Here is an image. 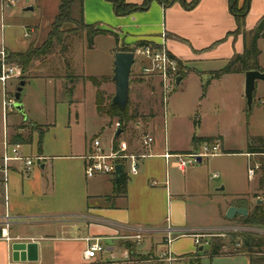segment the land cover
I'll use <instances>...</instances> for the list:
<instances>
[{
  "label": "crops",
  "instance_id": "0c3cea01",
  "mask_svg": "<svg viewBox=\"0 0 264 264\" xmlns=\"http://www.w3.org/2000/svg\"><path fill=\"white\" fill-rule=\"evenodd\" d=\"M60 1L0 0V52L4 51L8 54L26 52L31 42H35L39 48L48 38ZM145 1L129 0L138 5H142ZM185 1L190 3L192 0ZM244 2L245 0L239 1L240 7ZM249 4V13L246 17L247 32L253 30L264 17V0H250ZM28 7H33V10H26ZM84 17L87 24L96 25L105 31L95 37L93 47H96L98 39L114 42L115 36L121 38L120 40L124 39L127 44L148 41L150 45H155L153 42H160L162 35L169 37L168 49L180 59H185V64L190 69L181 81L184 86L192 73L200 77L201 71L197 69L192 71L194 69H191L190 65L206 56L203 50L212 48L215 51L222 48L223 59L227 64L234 54L244 52L247 42L243 33L235 34L237 21L230 12L228 0H200L191 9L184 7L179 1L166 7L160 0H150L144 10L126 16H117L113 4L108 0H84ZM71 26L72 24H66L64 28L68 29ZM26 33L29 36H26ZM177 37L186 42L176 40ZM184 45H187V48L184 49L182 47ZM214 46L216 47L213 48ZM114 48L112 44L108 48L109 52L113 53ZM261 56L262 51L259 65L264 69V64L260 61ZM47 68L44 66L41 70ZM239 74L243 73L225 74L221 78L211 80L210 85L212 82L223 81L231 76H240ZM42 76L50 84L55 85L54 76L49 74ZM76 76L79 78L71 83L74 85L72 92L69 91L70 85H66L65 76L57 79L60 85L64 86L69 97H77L75 94L79 83L91 84L96 97L98 87L94 86L87 77H109V74ZM149 80L157 82L158 95L161 96L160 103L163 100L159 76H147L142 84L144 86L142 90L145 92L139 90L137 95V91L133 92L134 84L130 80L129 97H136V102L130 106L129 112L135 117L145 119V121L129 122L139 132V136L133 141L131 138L126 139L124 148L121 149L114 146L113 140L110 147L103 144L107 150L114 148L115 151L120 150L125 153H141L144 149L140 143V136L143 133H151L155 138L151 155L143 159L139 172L132 175L125 173L128 177L126 192L115 197L113 193L116 176L113 178L107 175L94 177L86 175L84 156L89 150L91 140L88 143L85 139L80 147L72 141L66 145L53 143L54 146L51 147L45 145L44 141L47 130L40 148L39 137L34 135L37 139L36 153L29 143L14 141L17 135L14 129L21 123L54 125L52 119L57 113L56 95L47 98L45 102L38 101L35 107L37 110L22 101L26 115H17L16 110L9 111L5 108L6 97L0 87V163L5 152V142L21 143L25 146L24 153L40 157L36 162L40 164V168L34 167V164L28 170L22 162L14 161L6 178L0 172V216L8 214L12 221L8 230L11 240L2 237L0 226V264H264V242L260 241L262 237L249 235L254 238L251 237L254 241L251 247L244 245V238L237 247L240 249L231 251L226 249L228 245L222 239L196 245L192 236L193 233L202 231L220 232L226 229L228 221L245 217L236 214L233 219H227L226 213L229 207L247 208L250 213L256 205L264 204V200L257 198L256 195L260 193L258 184L250 181L247 176L248 159L244 155L248 151L263 150L264 141H253L252 144L251 140L246 138L242 143L231 148L226 134L228 125L226 121L224 122L228 116L237 117L239 120L244 115L248 117L251 111L248 107L245 108L241 97H220L216 115L213 117L216 129L206 132L205 119L202 115L191 113V110L187 111V109H177L173 102L174 111L179 113L176 120L186 127L187 134L185 141L179 142L177 137L169 141L166 131L169 97L166 103L163 102L166 105L163 136L162 116L155 110L156 102L152 105L148 94L152 88ZM13 82L14 80L6 89L11 87V91L15 94L17 86L13 85ZM109 82L111 80L103 82L99 89L102 91V85ZM206 94L201 100L207 99ZM174 99H184V97H174ZM151 109L154 110L153 117H149ZM170 109L173 110V106ZM36 111H39L43 118L37 116ZM69 112L72 113L70 109ZM95 112H98L97 108ZM76 116L77 119L80 118L79 113H76ZM25 117L30 120H26ZM103 121L106 125H110V128L114 127V131L119 130L115 128L118 118H113L112 123H110L112 118ZM104 128L102 127V130ZM10 130L15 132L11 135ZM193 136L219 139L222 153L210 157L211 160L208 161L210 171L215 162L221 158H224L222 160L235 157L245 159L238 170L221 167L220 172L210 174V180H219L223 175L221 181L228 189V195H221L215 202L206 196L207 192H197L195 188L197 176L193 167L189 166L181 170L173 158L166 159L164 156L167 152L184 153L199 149L201 144L195 145L192 141ZM22 137L24 138L23 135ZM35 137L31 138L30 143L33 144ZM95 137L100 138L96 135ZM26 148L28 150H25ZM232 151L240 153H227ZM214 174L218 176L214 177ZM247 182L255 183L257 191L249 190ZM223 189V187L219 188V190ZM252 195L256 197L253 199ZM229 198L232 200L228 201ZM204 200L213 206L215 218L219 220L216 224L203 223L193 216L192 209H198L195 204L199 201L205 202ZM253 201L255 205L251 208L249 205ZM167 225L187 235L178 236L170 245L166 243L164 233L145 234L140 240L134 237L140 227L161 229ZM87 238L99 239L105 250L95 257H86L85 253L89 247ZM15 243L36 245L33 249L36 250L34 258L15 261L13 257ZM215 250L217 253L214 254ZM169 255L174 257V260H168Z\"/></svg>",
  "mask_w": 264,
  "mask_h": 264
},
{
  "label": "rangeland",
  "instance_id": "374dc122",
  "mask_svg": "<svg viewBox=\"0 0 264 264\" xmlns=\"http://www.w3.org/2000/svg\"><path fill=\"white\" fill-rule=\"evenodd\" d=\"M146 1L150 2V0ZM126 3H128L130 6H141L131 3L129 2V0H126ZM73 27L74 26L72 25L70 28ZM70 28L68 27V29ZM95 28L97 30H104L100 29L96 25ZM177 38L178 39L176 40L182 43L186 42L180 37ZM120 39L121 38H118L120 42L117 43L116 39L114 40V42H111L110 40L100 38L97 40L96 47H91L89 46L88 36L86 32L80 31L74 34H67L63 45H55L51 52L47 54V56L35 55V57L32 58L31 62L26 66V71H22L20 77L14 80L13 85L16 84L17 87L23 79H25V81L28 80V82L26 81L27 83L23 87L20 101H24L25 105L27 104L30 107L35 108L38 101L45 102L47 98L50 99L51 97L56 95L57 113L52 119L54 121V125L50 126L49 124L36 123V126H33L30 123H21L16 127V129H14L16 130L17 134L22 133L24 139H26V143H29V145H32L33 149H35V153L37 152V139L34 135H37L39 137L40 133H43L47 130L48 132L45 136L44 141L45 145H50L51 147L54 146L53 143H61L63 145H66L70 141L74 142L77 147H80L84 143L85 139H87L89 143V141L92 140L96 135L100 136V139L103 141V144L105 146L110 147L113 140L114 146H116L117 149H121L124 148L126 139L130 140L131 138L133 141L137 138V136H139V132L134 128L133 124L127 123V129H125L120 137L115 139L117 130L114 131V127L110 128V125H106L105 121H103V119H110V117H108L106 114H100L98 112L97 114L95 112L96 97H94L91 84L79 83L75 94L77 97H69V94L64 89V86L60 85L59 81L57 80L62 79L65 76V78L67 79L66 85H71V83L79 78L76 75L82 76L84 74L108 73L109 80H111V82L102 85V91L105 93L104 98L107 104L109 99H111V97L115 95V84L112 81L114 76L115 54L117 53L116 49L119 48L125 49L126 51L135 52L139 48L140 44H127L125 43L124 39ZM168 39L169 37L162 35L160 42H153L155 45L152 46L155 48L164 49L168 54L177 59L180 63L179 73L182 77H184L190 72V69L188 68V66H186L185 59H180L170 49H168ZM143 43L144 45H146L149 42L145 41ZM112 44L115 48L113 50V53H110L108 48ZM186 46L187 45H184L182 47H184L185 49L187 48ZM216 46H214L213 48H215ZM29 48H33L34 50H36L37 46L35 45V42H31ZM259 48L262 51L260 61L262 64H264V38L260 39ZM202 52H205L206 56L202 59L196 60L194 64L190 65L191 69H194L192 71H195L196 69L201 71L200 77L192 73L186 81L185 86L184 83H181V85L176 86L173 92H171V94L169 95L166 125V131L169 141H171V139L174 140L176 137L178 138L179 142L185 141L187 134L186 127L182 126V123L176 120V117L179 113H176L177 111H174L173 102H175V107H178L177 109H187V111L191 110V113L196 112V114L202 115L205 119L204 130H206V132H211L216 129L213 122V117L216 115L217 103L220 97H241V99L244 101L245 108L248 107L245 96V74H239L240 76H231L223 81L212 82L211 85L209 83L206 91H203V84H206L209 81L211 82L212 73H210V71L212 72L213 70H218L224 67L226 64V60L223 59L224 51L222 48L221 50L219 48L215 51H213L211 48L208 50H203ZM5 54L7 57L8 53L5 52ZM7 62L9 64H18L20 66H23L19 61H16V59L13 58L10 60L7 59ZM146 62L147 61L143 60L141 56L137 55L136 61L132 67L130 80L134 84L133 92L137 91L136 95L139 90H141L142 93L145 92V90H142L144 88L142 84L144 81H146L147 76L143 74L142 65ZM44 66H47L48 68L42 71L41 69L44 68ZM43 74L54 76L55 85L50 84L47 79H44V77L42 76ZM38 76L41 77L39 78ZM149 81L151 82L150 88H152L148 91V94H150L149 97H151L152 105L156 102L155 110L159 111L160 115L162 116L161 132L164 136V113L166 105L163 103V101L159 103V98L161 96L159 97L158 95L157 82L153 80ZM258 84L259 86L255 90V97L249 116L247 117L246 115H244V117L242 116L240 120L237 117L228 116L224 120V122L226 121L228 125L226 134L231 148L242 143L246 138L250 139L251 143L253 141H264V103H262V101H264V82L258 81ZM7 90H9L7 92L8 94H14V91H11V87H8ZM205 94L207 99L201 100V98L205 97ZM170 97L173 98L170 99ZM174 97H184V99H174ZM70 101L73 105L70 104ZM135 102L136 97H129V110L130 106H132V104H134ZM172 106L173 110L170 109V107ZM69 109L72 111L71 114L69 112ZM153 109H151L149 117L154 116ZM35 110H37V108H35ZM36 112L37 116L43 118L39 111ZM76 113L80 114L79 119H77ZM20 114L21 113L17 111V115ZM26 120L30 119L26 118ZM43 120L44 122H46L45 118ZM136 120L145 121V119H140L138 117H135L133 119V121ZM112 122L113 119L112 121H110V123ZM176 122H178V125L176 124ZM102 127H105L104 130H102ZM14 130H10L9 133L12 135L13 132H15ZM30 137H35L33 144L30 143ZM254 137H256V139ZM25 150L28 149L26 148ZM74 153L76 152L74 151ZM222 159L224 158H221L217 160V162H215L213 167H211V171L208 163V161L211 160L210 157L204 158L201 163H196L194 166H191L193 167V169H195V174L197 176V182L195 183L197 192H207L206 196H208L214 202L220 199L219 197L221 195H228V189L221 181L223 175H221V178L219 180H210V174L212 172H220L221 167H229L233 171L238 170L245 160L238 157L226 158V160ZM34 167L40 168V164L35 163ZM225 180L228 183L227 177H225ZM219 182L221 183L218 185ZM248 184L249 190L257 191V186L255 183L247 182L246 185L248 186ZM222 187L224 189L219 190V188L221 189ZM256 195L257 198L261 197L262 200H264V195ZM255 197V195H252L253 199ZM231 200L232 198H229L228 201ZM204 201L205 202L199 201L195 204L198 209H192L193 216H195V218L199 221H203V223L216 224L219 220H216L215 218V211L213 206H211L210 202H208L207 200ZM254 205L255 202L253 201L249 206H251L252 208ZM262 230H264V226L262 225L245 224L243 220L236 219L233 221H228L226 224V229L223 231L207 233L206 236L201 238V241L203 243H211L212 241H215V239H222L224 243L228 245L226 249L236 251V249H240L237 247H239L240 242L245 238L243 235L251 234L255 237L261 238L264 237V234H260V231Z\"/></svg>",
  "mask_w": 264,
  "mask_h": 264
},
{
  "label": "built area",
  "instance_id": "2783aa9c",
  "mask_svg": "<svg viewBox=\"0 0 264 264\" xmlns=\"http://www.w3.org/2000/svg\"><path fill=\"white\" fill-rule=\"evenodd\" d=\"M13 2L14 0H9ZM26 36H29L26 33ZM136 56H141L147 62L142 65L143 74L146 76L157 75L160 79L162 100L166 103L169 95L176 87V79L180 75V63L177 59L168 54L164 49L155 48L150 44L139 46L134 52ZM22 67L18 64H9L7 62L6 54L4 51L0 52V87L5 94V108L9 111L16 110L14 105L16 103L15 94L7 93V85L20 77L22 74ZM115 128L120 129V122L115 123ZM140 143L144 149L141 153H125L122 151H115L114 148L107 150L98 137H94L89 143V150L85 158V171L89 177L98 175H107L115 178L116 166L122 164L124 172L129 175L136 174L140 170V166L145 157L151 155L152 147L155 143V138L151 133H143L140 136ZM24 145L21 143H8L5 142V152L0 163V172L6 178L10 166L14 161H20L29 170L31 167L40 160V157L24 153ZM221 154V144L218 140L212 142H204L200 148L191 152L184 153H165V158H173L177 166L184 170L189 166H193L204 158L214 157ZM244 155L248 159L247 176L250 181L256 182L260 189V195H264V149L253 150L245 152ZM218 174H214L217 177ZM258 194V195H259ZM261 198V197H259ZM262 199V198H261ZM12 224L11 217L8 214L0 216L1 234L7 240H11L9 236V227ZM225 230V229H224ZM223 231V230H222ZM137 234L134 237L138 240L143 235L149 233H164L165 241L170 245L178 236L187 235V233L174 228L170 225L161 229L138 228ZM209 232L216 231H202L193 233L196 245H201V238L206 236ZM264 234V230L260 231ZM89 242L88 250L85 255L88 258L95 257L99 252H103L105 247L99 239L87 238ZM168 260H174V257L169 255Z\"/></svg>",
  "mask_w": 264,
  "mask_h": 264
},
{
  "label": "trees",
  "instance_id": "16d2710c",
  "mask_svg": "<svg viewBox=\"0 0 264 264\" xmlns=\"http://www.w3.org/2000/svg\"><path fill=\"white\" fill-rule=\"evenodd\" d=\"M108 1L113 4L114 11L117 16H126L132 14L133 12L144 10L149 4L148 1H145L144 4L141 6H136V5L130 6L128 3H126V0H108ZM160 1H162L166 7L175 3L176 1H179L184 7L191 9L194 8L199 3L200 0H192L190 3H187L185 0H166V1L160 0ZM239 1L240 0H228V3H229L230 12L237 21V30L235 34L243 33L247 39L245 50L242 54H238V53L234 54L233 57L228 61L226 66L212 73L211 80L221 78L223 75L230 73L245 74L246 71L252 69L264 71V69H262L259 65V56L261 54V51L258 47V40L260 38H264V17L261 18V20L257 23V25L253 30L247 32L246 17L249 13L250 0H245L244 4L241 7L239 5ZM66 24H72L74 27L70 29H65L64 26ZM80 31L87 33L89 46L91 47L94 46L95 37L98 34L105 32L103 30H97L95 28V25H89L85 22L84 0H61L58 13L54 19L47 40L36 50H34L33 48H29L26 52H22V53L11 52L8 54L6 58L8 60L13 58L16 59V61H19L20 64L23 65L21 67L22 70L24 71L26 69V66L31 62L32 58L35 57V55L45 56L49 54L55 45L61 46L64 44L67 34L70 33L74 34ZM115 37L118 43L119 42L118 37L117 36ZM142 45H144L143 42L140 43V46ZM116 51L118 52V51H126V50L117 48ZM87 79L91 81L94 86L98 87L96 94V108L98 113L106 114L108 117L112 119L118 118L120 122V129L125 130L127 123L133 121V119L135 118L129 112V102L125 111H120L118 107L112 103L113 97H111V99H109V101L106 104L104 93L99 89V87L103 82L109 80V77L89 76L87 77ZM209 83L210 81L206 84H203L204 92L206 91ZM73 88L74 85H71L69 91L72 92ZM249 111H251V109H249ZM30 124L36 126V123L30 122ZM45 132L40 133L39 135V142H38L39 148L41 147ZM215 140H219V139H215L212 137H197V136H193L192 139L195 145L202 144L204 142H212ZM14 141L26 143V139H24L21 134H17L14 138ZM227 153H240V152L232 151ZM127 179H128L127 175L123 173L120 179L117 182L115 181L113 197L126 192ZM241 219L245 224H253V225L259 224L264 226V204L256 205L254 209L250 213H248L246 217H241ZM249 235L251 234L243 235L244 237L246 236L244 245L251 247V245H253L254 238L252 237L253 235L252 236ZM260 241L264 242V237H262ZM215 253H217L216 250L214 251V254Z\"/></svg>",
  "mask_w": 264,
  "mask_h": 264
},
{
  "label": "water",
  "instance_id": "95a60500",
  "mask_svg": "<svg viewBox=\"0 0 264 264\" xmlns=\"http://www.w3.org/2000/svg\"><path fill=\"white\" fill-rule=\"evenodd\" d=\"M26 10L31 11L33 10V7H28L26 8ZM135 61V53L133 51H118L115 54L113 76V82L115 84V95L112 98V103L116 105L120 111H125L129 102L130 78L132 73V67ZM182 79L183 77L181 75L177 77L176 86L180 85ZM258 81L264 82V71L252 69L245 72V96L249 109L252 108L254 93ZM25 84L26 81L22 80L15 92L16 103L14 107L16 111L20 112L22 115H26L23 104L20 101L21 93ZM122 132V129L117 130L115 134V139H117ZM123 172L124 169L122 164H118L116 166V182L120 179ZM236 214L246 217L248 215V209L232 206L227 211L226 218L231 220L235 217ZM34 248H36V245L34 244L26 245L24 243H15L13 245L14 260H32V258H34V253L36 252V250H33Z\"/></svg>",
  "mask_w": 264,
  "mask_h": 264
}]
</instances>
